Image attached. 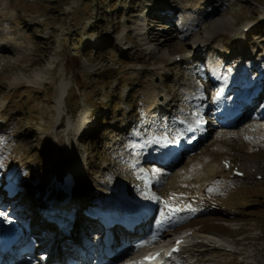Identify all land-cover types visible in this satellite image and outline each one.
Segmentation results:
<instances>
[{
    "label": "rangeland",
    "instance_id": "374dc122",
    "mask_svg": "<svg viewBox=\"0 0 264 264\" xmlns=\"http://www.w3.org/2000/svg\"><path fill=\"white\" fill-rule=\"evenodd\" d=\"M160 9L171 12L170 17L159 15ZM228 19H233L241 38L212 31ZM183 20L188 21L185 29ZM244 27L247 32L241 31ZM127 40L132 47L124 44ZM194 42L201 46L196 49ZM0 47V63L18 57L15 64L0 70V163L14 170L23 185L25 180H45L49 165L42 145L60 125L66 134V158L81 160L92 183H126L127 199L135 200L145 184L136 177L132 162L145 157L142 143L147 144L149 138L167 136L174 146L171 141L180 134L178 121L197 102L196 88L204 85L203 66L208 59H212L211 67H223V78L237 75L236 67L249 63L254 69L252 78L264 75V0H0ZM36 72L46 78L41 87L20 82ZM61 80L69 89L59 120L54 98ZM216 85L205 84L210 92ZM186 93L193 98L188 101ZM154 107L160 112L148 118ZM189 117L187 113L182 119ZM212 121L215 123L214 118ZM246 121L235 129L215 128L191 156L178 154L170 167L142 164L139 170L152 176L150 193L156 204L144 219L146 227L140 235L170 216L175 225L161 239L131 247L127 256L153 247L160 250L175 234H189L199 223L207 222L226 226L227 232L221 236L225 243L189 240L186 250L183 248L188 257L184 254L186 261L179 259L177 264H264V144L219 142L216 137H227ZM218 145L226 150L220 151ZM206 155L209 160L203 170L213 171L198 181L190 179L188 186L177 187V170H185ZM243 161L258 162L256 174L241 166ZM225 162L246 175L231 183L232 170H224ZM215 163L220 164L216 170ZM257 174L261 180L255 179ZM1 176L4 178L0 171V181ZM54 177L60 179V174ZM211 181H217L218 187L208 192ZM173 194L190 206L199 194L210 210L197 217L178 212L180 201L171 200ZM1 200L3 213L10 214ZM123 206L128 211L133 207L121 202L120 209ZM199 242L202 248L192 247ZM66 243L67 260L80 256L79 261H84ZM18 260L26 262L27 258L21 255Z\"/></svg>",
    "mask_w": 264,
    "mask_h": 264
},
{
    "label": "bare ground",
    "instance_id": "6f19581e",
    "mask_svg": "<svg viewBox=\"0 0 264 264\" xmlns=\"http://www.w3.org/2000/svg\"><path fill=\"white\" fill-rule=\"evenodd\" d=\"M157 13L159 15H161V16L162 15L166 16V15H169V13H171V12L167 13L163 9H160V10H158ZM205 20L206 19H204L203 21H205ZM232 21H233V19H228V20H223V21H221L219 23L217 22L218 24H216V25L214 24L215 26H214L212 31L216 30L217 32L220 33V35L221 34H228V35H231L233 37L236 36V35H239V37L241 38L242 37L241 36L242 33H240V32L237 33V30L234 29V27H233V22ZM187 22L188 21H186V20H183L181 22V25H182L183 29H185V26H186ZM204 34H205V32H204ZM204 38H205V36H204ZM142 41H144V40H142ZM193 45H194V47L196 49L201 46V44H195V42H194ZM1 49H3V48H1ZM254 55L256 56V54H254ZM17 59H18V57L11 59L9 62L6 61L5 63H4L5 60L1 61L0 70H2V68H4L6 65L9 66L11 64H15ZM249 67H251L249 64H242V65L236 67V69L238 70V71L236 70L238 72L237 74L240 73L239 76H241L242 78H236L235 77V78H230V79L221 78V76H222L221 73H220L221 71H220V69H218L219 70V75L218 76H219V86H220V88L223 85H225L227 83H230V82L231 83L235 82V83L240 84L241 81L248 80V76H246L247 72H245V71H248ZM208 74L210 75L211 73H208ZM217 74H218V71H217ZM45 79H44L43 75L41 74V72H36V73L32 74V78H29V79H26V80H25V78H22L20 82H23L24 84H25V82H27L29 85L31 84L34 87H41L44 83H46ZM187 88H188V86L185 89H187ZM68 89H69L68 88V84L64 80H61L56 86L54 104H55V107H56V114H57V118L58 119H60V117H61V111H62L63 107H65L64 100H65V97L67 95ZM216 90L217 89H215V91ZM184 94H185V92H184ZM196 95H194V96H196ZM201 96H202V94L199 95L198 100H200ZM236 96H237V93H235L230 98H228V100H233V99L236 98ZM154 97H156V96H154ZM186 97H187L188 101L191 98H193V97L189 96V94H187V93H186ZM242 100L243 99L240 100V102H241L240 104H236L238 109H236V111H231L226 116V118L227 117H231V118H229L230 121H228V119L227 120L225 119V121L223 122V125L218 127L219 129H224V128L235 129L241 123H243L244 121H246L247 119L250 118V115H247V113H248L247 111H249V108L240 106L241 104H243ZM157 108L158 107H156L153 111H149L147 113L148 114L147 117L151 118L156 113H159L160 111L157 110ZM198 108H199L198 104L195 103L194 104V109L197 110ZM256 108H257V106H256ZM200 110H201V108H200ZM186 114L187 113H185V115ZM246 115L249 116V117H246ZM184 116H182V117H184ZM182 117L178 121L179 126H180V134H179V137H178L179 139L177 138V140L171 141L172 143H174L173 147H172L171 143L169 142V138L167 136L152 137V138H149V142L147 144L142 143L143 146H144V148H143L144 150L143 151L146 153L145 157L142 158V159L141 158H136L135 161L132 162V166H135V169H136L135 170V175H136V177L138 178L139 181H143L144 182L145 187H144V191L142 193H140L137 196V198H135V200H133V199L129 200V198L127 199V196L125 195L126 194L125 191L128 188H127L126 183H124V182L113 181L112 184L105 185V184H102V183H99V182L98 183H95V182L92 183L90 181L91 184H93L97 188H100V190H102V191L107 190L109 195H111V197H110V198H112L111 202H113V200H115V202H114L115 203V210H116L117 213H119V209H120L119 206H120V204L122 202V203H124L126 205H127V203H129L130 205L133 206L132 209L136 210L135 214L133 213L134 215H132V213H131V215H129V219H132V221H136L139 218H146V217L149 216V213H151L150 212L151 209L153 208L154 204H156L154 195L150 193V186H151L150 184H151V181L153 179H152V176L148 174V172L147 173L146 172H142V171L139 170V168H141L142 164H144L145 162H149L150 161V162H153V163L155 162L156 163L157 160H158L159 164H163L164 166L170 167L171 163H173L174 157H176L179 154V152H182V151L185 150L184 148H185V145H186L187 141H185V143H183V140L186 137V135L188 134L187 131L189 129L185 128L186 125L188 124V122L186 120L184 121L182 119ZM186 119H188V118H186ZM262 119H263V117L261 115H255V116L251 117V120L248 121L245 124V126L239 128L238 130H236L234 132L232 131V134L227 135V137H223L222 138L221 135L218 134L216 136L217 140H219V142H223V141L226 142L227 141V143H230L229 141L233 140V141H238V142H240L242 144L247 143V144H250L252 146H261V144H264V122H263ZM218 121H220V119H217L216 123ZM230 122H231V125H230ZM69 126H70V123L67 124V127H69ZM178 132H179V130H178ZM203 133H207L206 131H204L203 128L202 129L201 128H197L196 129L195 134L198 135L201 139H202ZM63 134L66 135L65 133H63L62 127L60 125H58L55 128L54 133L52 135H50L48 137V139L46 140V142L42 145V152H43V154L45 156V159H48L49 161H51V164L54 167V174H56V173L60 174L59 178L61 180H63L64 182H69V180H70L69 177L72 176L73 177L72 179H75L77 177V174L73 173V170H78L79 169L81 172H84V166H83L84 163L81 160H74V159H72L70 157L66 158V156L68 155V149L64 147V143H66L67 141H66V138H64ZM193 144L194 143H192L191 146ZM217 148L220 151H225L226 150L224 147L222 148L221 145H218ZM138 149H140V147ZM133 154H135V151L133 152ZM208 160H209V156L206 155V156H204L202 158V160L191 163L185 170H177V172H176L177 173V183H176L177 187L188 186L189 185L188 181L190 179H194V180L198 181L202 177H205L206 175H208V173H210V171L212 172L213 170H210L209 172H205L203 170L204 164ZM218 165H220V164L219 163H215L213 165L215 170H216ZM240 165L243 166L247 171L252 172V174L254 175V174H256V169L258 168L259 163L256 162V161H251V162L243 161V163H241ZM0 171L4 175V180L18 181L15 171L12 170L10 167L5 166L2 163H0ZM66 173H67V175H63V174H66ZM221 173H222V170H219L218 174L221 175ZM244 175H246V174L244 173ZM237 182H239L238 178H236V177L232 178L231 183H237ZM211 183L212 184H210V186L207 187V191L208 192H211V191H213L214 189H216L218 187V182L217 181H211ZM2 185H4V182L0 184V188H1ZM189 189H195V186L193 188L189 187ZM77 190L78 189L75 190V192L73 194V197H71V201H72V203L74 204V206L76 208L75 207H67V210H69L71 208H75L73 210L75 211V214H76L75 215L76 220L74 221L72 226L68 229V234H70V235L69 236H62V234L60 232H57L55 234V237H54L55 242H51L50 241L49 244H48L49 247L52 248L53 252L56 254L57 258L61 261L62 264H86L88 259H89V257H91V255H86V251L88 250L87 249L88 242L86 243V238H87V233L86 232L88 231V229L86 227L85 221L82 219V215L84 213H83V210H82L83 207H82V203H81V198L78 199L79 195L81 196V192L79 193ZM200 196L201 195H199V194L196 195V197L194 198L196 200L192 202L193 203L192 206L186 204L184 199H183V197H180L178 194H173V195H171L170 198H171V200L173 199L174 201H180V205L181 206L178 209V212L179 211L180 212H189L194 217H197V216H201L203 214L208 213L209 210H210V208H208L206 206V204H205L206 202H204V200H206V199L205 198L204 199L200 198ZM168 199H169V197H168ZM190 203H191V201H190ZM141 205H142L143 208L140 211V206ZM166 206H167V204H166ZM192 207H195V208L192 209ZM163 209L165 210V212H167V213L169 212L167 207H165ZM173 219H174L173 216H170V218H168L167 220L158 222V225H156V227L154 226V228L150 229V232L147 233L148 237H152L153 239H156V238L157 239H159V238L161 239V236H162L161 229H165L166 231L172 230V228L175 225V222H173ZM11 220H14L13 217H11L10 215H7V213H3L2 209H1V206H0V248H1V246H3L2 243H4L5 240H6V244L10 243L9 239L8 240L6 238H5V240L2 239V235L10 227L9 223L11 222ZM130 225H132V224H130ZM140 230H143L141 225H139L138 227H135L134 228V232L132 234H136L137 235V234L140 233ZM226 232H227V228H226V226H224V224H210V223H207V222H202V223H199L198 227L192 229L191 232H189V234H185L183 237H181L179 235L181 233H177L178 235H177L176 238H180V237L182 238L181 244H179V246L177 247V248H180L179 252H178V254L171 253L170 257L168 259L164 260V264H174L176 261H179V259L181 261L185 257L184 254L186 252L183 251V250L185 249L184 245H185V243L187 241L192 240V239H196V240L197 239H205V240H207L206 241L207 243L208 242L209 243H212V242L213 243H225L226 240L224 239L225 240L224 241L221 238V236L224 235V233H226ZM129 234H131V233H128V231H127L125 233V236L129 237L130 236ZM48 241H46V242H48ZM65 242H67L66 244L68 246H71V244H72V250L75 253L82 254V257L84 258V261H79L77 263H73V262L67 260L68 258H66L65 254H64V251H63L64 249H67L64 246ZM173 242H174V240L173 241H168L167 243L163 244V247H161V248L164 251H167L168 250L167 246L170 245V247H171ZM19 244H20L19 247L14 249V255H16V256L19 255L18 251H20V250L23 251L24 249H27V245L26 244H22L21 242ZM204 244H205V242H204ZM146 245L147 244L145 242H142L138 246L142 247V246H146ZM186 246H189V245H186ZM203 246L204 245H203L202 242H199V243L195 244V246L192 245V247H195L196 249H200ZM193 249H191V250H193ZM191 250H189V251H191ZM205 251H207V250H205ZM127 252H129V249H128ZM191 252H193V251H191ZM33 253L34 252H30V260H28L26 262H21L19 260L17 261L18 257H17V259H14V260H11V261L14 262L13 264H43L40 261V259H39L40 257L39 256H35V253L34 254ZM185 255L187 256V254H185ZM198 255H200V254H198ZM0 256L2 257L3 255H0ZM4 256L5 257H9V253L7 252ZM206 257H203V258H206ZM184 260L186 261L185 258H184ZM4 261L5 262L3 264H10L11 263V261H8L7 258ZM188 261H190V260L188 259ZM188 263H190V262H188ZM149 264H153V262L149 261ZM209 264H212V263H209Z\"/></svg>",
    "mask_w": 264,
    "mask_h": 264
},
{
    "label": "snow or ice",
    "instance_id": "6c2138e0",
    "mask_svg": "<svg viewBox=\"0 0 264 264\" xmlns=\"http://www.w3.org/2000/svg\"><path fill=\"white\" fill-rule=\"evenodd\" d=\"M133 147H136V145H133Z\"/></svg>",
    "mask_w": 264,
    "mask_h": 264
}]
</instances>
